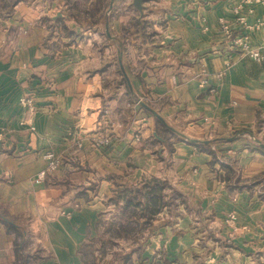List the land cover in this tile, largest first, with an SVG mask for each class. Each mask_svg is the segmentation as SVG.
<instances>
[{
    "label": "crops",
    "instance_id": "obj_1",
    "mask_svg": "<svg viewBox=\"0 0 264 264\" xmlns=\"http://www.w3.org/2000/svg\"><path fill=\"white\" fill-rule=\"evenodd\" d=\"M237 34L264 54V0H0V264H88L155 180L135 264H264V59Z\"/></svg>",
    "mask_w": 264,
    "mask_h": 264
},
{
    "label": "rangeland",
    "instance_id": "obj_2",
    "mask_svg": "<svg viewBox=\"0 0 264 264\" xmlns=\"http://www.w3.org/2000/svg\"><path fill=\"white\" fill-rule=\"evenodd\" d=\"M135 212V208L128 205L122 207L120 218L110 216L103 222L97 237L90 240L88 264H135L133 254L146 242L145 230L149 225L142 218L135 219Z\"/></svg>",
    "mask_w": 264,
    "mask_h": 264
},
{
    "label": "built area",
    "instance_id": "obj_3",
    "mask_svg": "<svg viewBox=\"0 0 264 264\" xmlns=\"http://www.w3.org/2000/svg\"><path fill=\"white\" fill-rule=\"evenodd\" d=\"M232 45L234 46H239L240 49L249 54L251 57H253L256 60H262L264 59V54H262L260 51L257 50H252L249 46V44L247 43V41H245V36L243 34H237L233 37L232 41H231ZM216 89L212 88L211 91L214 92ZM22 104L27 108V111L30 115L29 120H32V115L35 112V105L33 103V100L31 98L25 97L22 100ZM107 141V139H99L97 141L98 145H101L103 143H105ZM46 161H47V167L46 169H43L37 177V181L45 178L47 176V174L49 172H54L56 171L62 164V159L60 156H57L55 153H53L52 151H47L44 155ZM235 215L231 214L229 217V221L232 222L234 219Z\"/></svg>",
    "mask_w": 264,
    "mask_h": 264
},
{
    "label": "trees",
    "instance_id": "obj_4",
    "mask_svg": "<svg viewBox=\"0 0 264 264\" xmlns=\"http://www.w3.org/2000/svg\"><path fill=\"white\" fill-rule=\"evenodd\" d=\"M162 185L165 186V183L162 182V184H159L158 181L155 180L153 183H147L141 188L132 189L131 195L126 200L124 207L132 205L136 210L134 215L135 219L142 218L145 220L146 223H149L148 221L151 220L152 216L156 214V211L161 208L160 205L162 203V197L164 195L161 192V190L164 188ZM144 191L146 194H149L148 202L146 203L142 202V198L140 196L141 194H144ZM148 208H151L149 212H147ZM145 215L149 216L145 217Z\"/></svg>",
    "mask_w": 264,
    "mask_h": 264
},
{
    "label": "water",
    "instance_id": "obj_5",
    "mask_svg": "<svg viewBox=\"0 0 264 264\" xmlns=\"http://www.w3.org/2000/svg\"><path fill=\"white\" fill-rule=\"evenodd\" d=\"M144 0H134V5L138 8L141 7L142 3H143ZM143 107H145L146 109H148L154 116H156L158 119H160L161 121L164 122L163 118L160 116V114L155 110L153 109L151 106L147 105L145 102H142L141 103ZM192 142H197L198 140L196 139H192L191 140ZM262 146H264L263 144H261Z\"/></svg>",
    "mask_w": 264,
    "mask_h": 264
}]
</instances>
